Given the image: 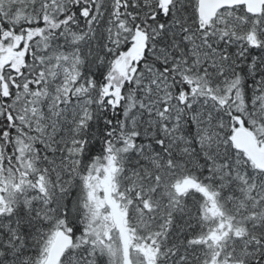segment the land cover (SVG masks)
<instances>
[{
  "label": "snow or ice",
  "instance_id": "obj_1",
  "mask_svg": "<svg viewBox=\"0 0 264 264\" xmlns=\"http://www.w3.org/2000/svg\"><path fill=\"white\" fill-rule=\"evenodd\" d=\"M0 264H264V0H0Z\"/></svg>",
  "mask_w": 264,
  "mask_h": 264
}]
</instances>
